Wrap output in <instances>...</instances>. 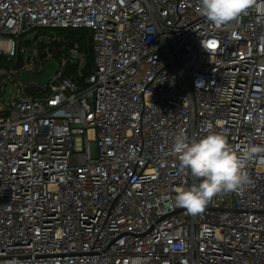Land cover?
Segmentation results:
<instances>
[{
    "label": "built area",
    "instance_id": "2783aa9c",
    "mask_svg": "<svg viewBox=\"0 0 264 264\" xmlns=\"http://www.w3.org/2000/svg\"><path fill=\"white\" fill-rule=\"evenodd\" d=\"M198 6L0 0V264H264V153L202 213L174 202L200 182L179 132L264 145V0L219 27Z\"/></svg>",
    "mask_w": 264,
    "mask_h": 264
},
{
    "label": "clouds",
    "instance_id": "9594fccd",
    "mask_svg": "<svg viewBox=\"0 0 264 264\" xmlns=\"http://www.w3.org/2000/svg\"><path fill=\"white\" fill-rule=\"evenodd\" d=\"M252 0H199L198 11L214 26H225L245 13ZM252 119V117H249ZM171 151L179 161V171L189 172L199 183L177 190L175 205L191 215L204 211L216 196L242 190L250 183L247 166L264 145L249 144L237 151L222 132L189 138L179 132Z\"/></svg>",
    "mask_w": 264,
    "mask_h": 264
},
{
    "label": "water",
    "instance_id": "95a60500",
    "mask_svg": "<svg viewBox=\"0 0 264 264\" xmlns=\"http://www.w3.org/2000/svg\"><path fill=\"white\" fill-rule=\"evenodd\" d=\"M55 64L53 63H48L45 66L44 72L42 75L39 76H33V75H27L25 73H21L19 75V80L25 83L29 82H35L38 84H45L53 75L55 71Z\"/></svg>",
    "mask_w": 264,
    "mask_h": 264
},
{
    "label": "rangeland",
    "instance_id": "374dc122",
    "mask_svg": "<svg viewBox=\"0 0 264 264\" xmlns=\"http://www.w3.org/2000/svg\"><path fill=\"white\" fill-rule=\"evenodd\" d=\"M15 94V88L11 83H7L5 88H4V93H3V99L4 101H9L10 98Z\"/></svg>",
    "mask_w": 264,
    "mask_h": 264
},
{
    "label": "snow or ice",
    "instance_id": "6c2138e0",
    "mask_svg": "<svg viewBox=\"0 0 264 264\" xmlns=\"http://www.w3.org/2000/svg\"><path fill=\"white\" fill-rule=\"evenodd\" d=\"M209 47H214V45L210 44Z\"/></svg>",
    "mask_w": 264,
    "mask_h": 264
}]
</instances>
